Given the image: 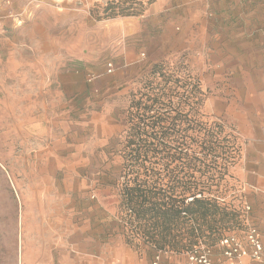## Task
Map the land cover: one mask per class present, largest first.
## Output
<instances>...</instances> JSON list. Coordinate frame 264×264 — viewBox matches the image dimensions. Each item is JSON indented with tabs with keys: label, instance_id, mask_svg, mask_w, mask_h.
Listing matches in <instances>:
<instances>
[{
	"label": "rangeland",
	"instance_id": "rangeland-1",
	"mask_svg": "<svg viewBox=\"0 0 264 264\" xmlns=\"http://www.w3.org/2000/svg\"><path fill=\"white\" fill-rule=\"evenodd\" d=\"M118 1L123 0H0V264H27L22 232L25 222L38 225L34 212L38 205L26 201V195L37 192L31 185L42 177L53 179V193H69L67 201L59 195L58 213L60 219L69 213L75 238L83 220L91 223L87 233L102 229L92 225L105 218L102 208L89 210L94 195L96 203L102 201L111 209L112 235H122L139 253L154 255L156 248L143 237L132 236L119 217L124 180L120 174L126 109L133 99L146 98L150 81L164 83L168 76L187 81L202 120L217 123L222 130L223 147L214 157L217 168L196 172L204 195L234 212L229 227L219 232L242 234L254 223L264 235V199L255 202L244 180L246 141L238 119L246 96L239 90L245 79L215 77L209 72L215 52L189 47L178 38L177 29L151 27L129 33L132 23L122 21L124 15L104 11L106 4ZM148 5L144 0L135 8ZM159 64L165 76L152 74ZM77 70L84 85L80 94L66 82ZM61 79L65 87L64 83L60 87ZM47 146L57 155L53 169H41L44 163L38 162L39 150ZM27 209L30 214L23 222ZM205 234L199 243H216L214 238L219 237L218 232ZM64 250L76 254L71 245L65 244ZM33 256L35 264H41L38 250Z\"/></svg>",
	"mask_w": 264,
	"mask_h": 264
},
{
	"label": "crops",
	"instance_id": "crops-1",
	"mask_svg": "<svg viewBox=\"0 0 264 264\" xmlns=\"http://www.w3.org/2000/svg\"><path fill=\"white\" fill-rule=\"evenodd\" d=\"M121 20L132 23L127 27L129 33L151 27L159 31L177 29L178 38L189 47L194 44L200 49L215 52L216 57L209 69L215 77L245 79L239 90L246 96L238 119L246 141L244 180L255 202L258 198L264 199V0H149L143 13L125 16ZM251 78L258 79L254 82ZM81 81L77 70L66 82L76 86L74 93L80 94L84 90ZM59 82L60 87L63 83L65 87L63 79ZM77 102H80L79 98ZM39 152L38 162L44 163L40 168L53 169L57 159L53 148L47 146ZM41 174L42 171L37 173V177ZM52 180L49 177L36 180L31 187L37 192L26 195V201L35 200L38 205L34 211L37 226L27 225L25 217L28 218L30 209L23 211L22 236L26 242L27 264H35V250L39 252L41 264H152L157 251L152 256L139 253L125 237L112 235L109 229L111 209L102 201L96 203L94 195L90 197L89 210L93 211L94 206L100 207L105 218L103 216L92 225L100 224L102 229L87 233L91 223L83 220L77 224L80 235L75 238L72 233L75 225L69 213L63 214L61 219L58 213L59 195L67 201L69 193L50 191ZM259 231L264 243L260 228ZM65 244L71 245L76 254H66ZM218 256L217 252L218 264L225 261ZM185 260L186 255L165 253L160 264H184Z\"/></svg>",
	"mask_w": 264,
	"mask_h": 264
},
{
	"label": "trees",
	"instance_id": "trees-1",
	"mask_svg": "<svg viewBox=\"0 0 264 264\" xmlns=\"http://www.w3.org/2000/svg\"><path fill=\"white\" fill-rule=\"evenodd\" d=\"M142 2H110L104 11L140 15L144 8L135 7ZM160 66L153 68V75H164ZM165 79L164 83L150 81L146 98L133 99L126 109L119 217L132 236L143 237L156 251L187 252L198 246L205 231L210 237L219 233L216 243H205L216 246L226 236L219 229L229 227L234 212L204 195L196 172L217 168L214 157L223 147L222 130L217 129L219 124L202 120L187 81ZM218 213L221 218L216 217Z\"/></svg>",
	"mask_w": 264,
	"mask_h": 264
},
{
	"label": "built area",
	"instance_id": "built-area-1",
	"mask_svg": "<svg viewBox=\"0 0 264 264\" xmlns=\"http://www.w3.org/2000/svg\"><path fill=\"white\" fill-rule=\"evenodd\" d=\"M108 66V71L112 72L113 63L109 62ZM247 209L250 210V206ZM217 252L218 258L228 261L227 264H264V243L258 226L250 223L242 234H226L216 246L199 243L185 252L184 264H218ZM164 253L167 251H157L152 264H160Z\"/></svg>",
	"mask_w": 264,
	"mask_h": 264
}]
</instances>
